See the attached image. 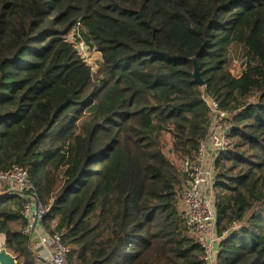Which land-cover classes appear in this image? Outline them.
I'll return each mask as SVG.
<instances>
[{"label":"trees","instance_id":"obj_1","mask_svg":"<svg viewBox=\"0 0 264 264\" xmlns=\"http://www.w3.org/2000/svg\"><path fill=\"white\" fill-rule=\"evenodd\" d=\"M209 101L235 113L214 160L213 259L264 264V0H0V170H27L66 264H205L180 192ZM25 201L0 192V233L35 264Z\"/></svg>","mask_w":264,"mask_h":264},{"label":"built area","instance_id":"obj_2","mask_svg":"<svg viewBox=\"0 0 264 264\" xmlns=\"http://www.w3.org/2000/svg\"><path fill=\"white\" fill-rule=\"evenodd\" d=\"M77 45L87 50L83 42H77L76 49ZM207 104L213 112V119L206 138L185 165L190 180L180 192V202L185 228L203 250L205 264H210L213 261L214 246L218 242L214 211V160L220 152L231 146V124L222 118L224 113L218 109L217 103L209 101ZM0 183L6 186L7 191L25 197L22 210V218L25 221L23 234L30 240L34 219L40 223L48 212V206H43L37 201L34 181L29 177L27 170L20 166L14 165L8 170H0ZM62 236L63 232L49 235L42 229L38 246L48 249L49 255L44 264H66L69 249L63 243Z\"/></svg>","mask_w":264,"mask_h":264},{"label":"rangeland","instance_id":"obj_3","mask_svg":"<svg viewBox=\"0 0 264 264\" xmlns=\"http://www.w3.org/2000/svg\"><path fill=\"white\" fill-rule=\"evenodd\" d=\"M69 40L71 39L69 38ZM77 49H78L79 54H81V56L85 59L86 63L91 67V70L93 71V73H95L98 69L100 55L95 51H88L85 48H80L78 45H77ZM240 56H241L240 49L234 46L231 49V52L229 54V67H228L231 74L233 75H239V73L242 70V66L240 65ZM168 150H169V143L167 144V147H166V151ZM170 158L174 159L175 162L179 164V160L175 156H170ZM184 167L185 166L183 165L181 168L184 170ZM3 190H5V185L0 183V192H3ZM12 228L15 229L17 227L12 226ZM27 249L30 250L31 255L34 257L33 262H36V264L39 263L37 262V258H36L37 254H35L37 253L35 251H37L38 249H34L32 241L29 243ZM0 250H5L7 253H9L15 259L16 264H23L25 262L26 257L20 258V257H17V254H11V252H8V250L5 247L4 237L1 233H0ZM41 256H45L46 259H49L48 257L49 255L46 254V252H43ZM45 262L46 261H42V263L40 264H44ZM210 264H215V259H213V261Z\"/></svg>","mask_w":264,"mask_h":264},{"label":"water","instance_id":"obj_4","mask_svg":"<svg viewBox=\"0 0 264 264\" xmlns=\"http://www.w3.org/2000/svg\"><path fill=\"white\" fill-rule=\"evenodd\" d=\"M194 70L192 73V77L196 85L202 86L203 82L200 78L198 68L196 66V63L194 62ZM235 117V113H225L223 114L222 118L226 121H232V119ZM37 223V219H34L33 226ZM0 264H16L15 259L7 253L5 250H0Z\"/></svg>","mask_w":264,"mask_h":264},{"label":"crops","instance_id":"obj_5","mask_svg":"<svg viewBox=\"0 0 264 264\" xmlns=\"http://www.w3.org/2000/svg\"><path fill=\"white\" fill-rule=\"evenodd\" d=\"M5 189H6V186H5ZM33 227H34V230L31 233L29 243L32 241L34 249H38L37 251H35L37 253L34 252L35 254H37L36 258H37V262H39L37 264L42 263V261L47 262L48 259H46L45 256H41V254H43V252H46V254H48V249L38 246V237L42 234V227L39 223H36L35 226ZM34 263L36 264V262Z\"/></svg>","mask_w":264,"mask_h":264}]
</instances>
